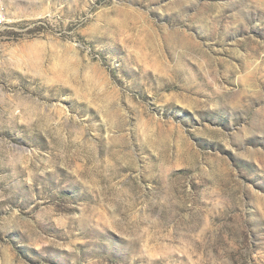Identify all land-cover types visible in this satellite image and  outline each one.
<instances>
[{"label": "rangeland", "instance_id": "1", "mask_svg": "<svg viewBox=\"0 0 264 264\" xmlns=\"http://www.w3.org/2000/svg\"><path fill=\"white\" fill-rule=\"evenodd\" d=\"M0 264H264V0H6Z\"/></svg>", "mask_w": 264, "mask_h": 264}, {"label": "built area", "instance_id": "2", "mask_svg": "<svg viewBox=\"0 0 264 264\" xmlns=\"http://www.w3.org/2000/svg\"><path fill=\"white\" fill-rule=\"evenodd\" d=\"M5 0H0V26L4 23Z\"/></svg>", "mask_w": 264, "mask_h": 264}, {"label": "bare ground", "instance_id": "3", "mask_svg": "<svg viewBox=\"0 0 264 264\" xmlns=\"http://www.w3.org/2000/svg\"><path fill=\"white\" fill-rule=\"evenodd\" d=\"M5 2H6V0H5ZM4 16H5V12H4ZM4 20H5V18H4Z\"/></svg>", "mask_w": 264, "mask_h": 264}]
</instances>
